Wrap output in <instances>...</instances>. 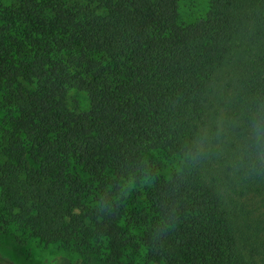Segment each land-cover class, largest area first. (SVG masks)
Segmentation results:
<instances>
[{"label": "trees", "instance_id": "16d2710c", "mask_svg": "<svg viewBox=\"0 0 264 264\" xmlns=\"http://www.w3.org/2000/svg\"><path fill=\"white\" fill-rule=\"evenodd\" d=\"M202 1L0 6L1 236L264 264V0Z\"/></svg>", "mask_w": 264, "mask_h": 264}, {"label": "rangeland", "instance_id": "374dc122", "mask_svg": "<svg viewBox=\"0 0 264 264\" xmlns=\"http://www.w3.org/2000/svg\"><path fill=\"white\" fill-rule=\"evenodd\" d=\"M13 3V0H0V6H9ZM198 5L201 6L199 11L204 10L205 2L202 0H197ZM192 7L189 4H185L183 8L184 16L193 15ZM204 8V9H203ZM80 102L83 109L86 107L87 99L82 94L72 95V101ZM74 105V104H73ZM152 156H159L158 153L152 154ZM177 165H169V167L164 171L167 176L171 175L176 170ZM0 252L19 264H106L99 257H92L90 259H84L83 256L76 254L67 248H61L53 244H45L38 240L28 241L24 245H20L15 242L12 237L1 236L0 234ZM133 259L132 264H144L142 254L137 252H132L130 255Z\"/></svg>", "mask_w": 264, "mask_h": 264}]
</instances>
